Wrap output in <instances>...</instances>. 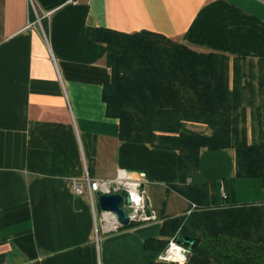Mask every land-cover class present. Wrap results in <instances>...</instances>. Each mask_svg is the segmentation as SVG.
Returning <instances> with one entry per match:
<instances>
[{"label":"crops","instance_id":"0c3cea01","mask_svg":"<svg viewBox=\"0 0 264 264\" xmlns=\"http://www.w3.org/2000/svg\"><path fill=\"white\" fill-rule=\"evenodd\" d=\"M100 28L264 60V0H0V264H151L168 217L197 209L177 186L208 184L218 205L264 201L261 178L237 175L235 147H201L187 170L178 149L120 138ZM119 169L146 174L157 219L115 229L100 194L93 205L76 192Z\"/></svg>","mask_w":264,"mask_h":264},{"label":"trees","instance_id":"16d2710c","mask_svg":"<svg viewBox=\"0 0 264 264\" xmlns=\"http://www.w3.org/2000/svg\"><path fill=\"white\" fill-rule=\"evenodd\" d=\"M99 31L106 32L98 37L107 42L112 70L104 96L108 113L120 119L121 139L178 149L180 167L187 170L198 168L201 147L232 146L237 175L264 181V102L257 101L264 78L259 92L250 82L241 83L240 62L248 57L232 62L225 53L200 52L150 30ZM248 118L257 122L251 139ZM188 122L205 123L211 133L194 131ZM208 188L177 186L197 209L168 217L162 234L199 238L186 264H264V201L218 205L211 203Z\"/></svg>","mask_w":264,"mask_h":264},{"label":"built area","instance_id":"2783aa9c","mask_svg":"<svg viewBox=\"0 0 264 264\" xmlns=\"http://www.w3.org/2000/svg\"><path fill=\"white\" fill-rule=\"evenodd\" d=\"M84 181L85 183L77 180L75 182V190L77 193L88 192V194L92 198L93 205H96V199L99 194H110L114 192H122L125 194L135 191L143 195L144 201L141 211L138 212L136 218L130 220V222L144 223L157 219V213L154 210L147 190L145 173H138L137 177H132L129 170L123 169V171H121V169H119L118 174L114 179H94L87 175ZM124 207L127 213L131 212L132 209L129 207V205L124 204ZM109 212L112 214V216L115 217L113 228L117 229L122 226L123 224L117 219L116 215L111 211ZM176 242L178 244H181L178 242V240ZM183 246L189 249L187 245L183 244ZM191 251L192 250L190 249L187 258L190 255ZM160 261L166 262L164 260Z\"/></svg>","mask_w":264,"mask_h":264},{"label":"clouds","instance_id":"9594fccd","mask_svg":"<svg viewBox=\"0 0 264 264\" xmlns=\"http://www.w3.org/2000/svg\"><path fill=\"white\" fill-rule=\"evenodd\" d=\"M121 171H123V169H121ZM129 196L131 202L128 205L132 210L127 214L128 218L133 220L143 207L144 197L142 194L135 191L130 192ZM177 239H179V233L169 239L167 248L157 257V264H159L160 260L166 261V264H186L187 255L189 254L190 249L185 248L183 244H178L176 242Z\"/></svg>","mask_w":264,"mask_h":264},{"label":"water","instance_id":"95a60500","mask_svg":"<svg viewBox=\"0 0 264 264\" xmlns=\"http://www.w3.org/2000/svg\"><path fill=\"white\" fill-rule=\"evenodd\" d=\"M98 200L100 207L103 210L113 212L122 224L130 223L127 211L124 207V204L128 205L131 202L129 193H102L99 195ZM177 240L179 243L187 245L191 250H193L199 242V238L193 235H182Z\"/></svg>","mask_w":264,"mask_h":264},{"label":"rangeland","instance_id":"374dc122","mask_svg":"<svg viewBox=\"0 0 264 264\" xmlns=\"http://www.w3.org/2000/svg\"><path fill=\"white\" fill-rule=\"evenodd\" d=\"M240 65L244 70V73H243L244 78L241 79V83H245V81L250 82L253 86L256 87L255 90L259 92L260 91L259 83L264 78V61H259L258 59L248 58L245 61H241ZM263 90H264V86H263ZM258 100H260V102L263 100L264 102V93L263 95L261 93L259 94V98H257V101ZM252 109H248V111L251 112ZM261 111H263V109ZM253 120L254 119L248 118L247 125H248V128L250 129L253 127V125L257 123V122L256 123L253 122ZM187 126L194 131L211 133L210 127L205 123L188 122ZM262 232L264 233V227L262 228ZM187 261H188V258H187Z\"/></svg>","mask_w":264,"mask_h":264}]
</instances>
